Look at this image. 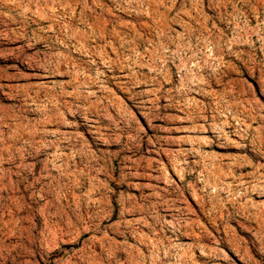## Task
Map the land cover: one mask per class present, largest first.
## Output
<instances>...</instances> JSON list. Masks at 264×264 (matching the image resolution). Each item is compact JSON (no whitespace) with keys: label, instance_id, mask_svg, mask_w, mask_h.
Masks as SVG:
<instances>
[{"label":"rangeland","instance_id":"rangeland-1","mask_svg":"<svg viewBox=\"0 0 264 264\" xmlns=\"http://www.w3.org/2000/svg\"><path fill=\"white\" fill-rule=\"evenodd\" d=\"M0 264H264V0H0Z\"/></svg>","mask_w":264,"mask_h":264}]
</instances>
